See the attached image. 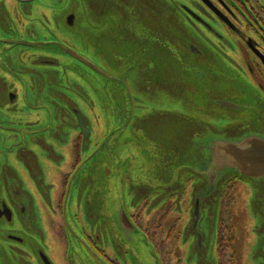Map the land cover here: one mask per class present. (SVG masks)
Segmentation results:
<instances>
[{"label":"flooded vegetation","instance_id":"1","mask_svg":"<svg viewBox=\"0 0 264 264\" xmlns=\"http://www.w3.org/2000/svg\"><path fill=\"white\" fill-rule=\"evenodd\" d=\"M165 1L177 6L179 21L208 46L215 63L264 99V0ZM90 5V0H0V245L21 264H69V255L74 264H95L79 239L69 235L67 221L108 264H133L129 254H118L105 241L106 236L111 240L113 230L108 225L121 220L120 212L115 217L114 209L83 208L93 198L91 188L89 183L81 187L84 175L74 180V174L106 139L109 113L115 118L112 123L119 125L122 109L133 117L154 110L181 111V105L166 97H154L152 86L145 97L138 94L137 87L131 89L132 106L121 103L105 82L106 58L103 53L97 56L88 45L89 39L96 38L105 44V35L97 28L96 35L89 24L80 25L83 19L87 21L86 14L100 11H91ZM92 6L96 8L95 3ZM65 27L82 31L84 39L71 37ZM119 133L120 145L137 140L130 128ZM149 166L148 172H153L151 161ZM239 183L247 187L240 210L250 225L249 243L242 247L243 262L235 248L238 237L228 211L237 201L225 202L230 193H236ZM191 188L192 180L179 198L175 195L158 201V196L152 195L138 201L128 193L127 180L124 182L128 230L135 227L145 236L161 264H212L204 257L206 229L199 236L187 231ZM106 189L112 201V186ZM249 189V184L238 179L225 186L213 249L216 264H225L217 240L218 226L226 221L232 240L226 264H264L262 245L260 252H252L260 238L251 228L257 221ZM155 219L158 234L150 232ZM171 235L178 243L177 252L176 248L161 251L155 241H168ZM55 238L62 248L60 261L53 256Z\"/></svg>","mask_w":264,"mask_h":264},{"label":"water","instance_id":"2","mask_svg":"<svg viewBox=\"0 0 264 264\" xmlns=\"http://www.w3.org/2000/svg\"><path fill=\"white\" fill-rule=\"evenodd\" d=\"M90 4L91 11L102 8L118 13L105 44L96 38L89 39L88 45L97 56L103 53L106 58L105 82L121 103L132 106L130 90L137 87L145 97L152 86L154 97L163 95L181 105V111L154 110L133 117L122 109L119 125L112 123L115 118L109 113L106 139L74 174V180L84 175L81 187L89 183L91 188L93 198L83 208L114 209L115 217L120 212L121 220L108 225L115 251L129 254L133 264H161L145 236L135 227L128 230L125 180L128 193L138 201L152 195L158 201L179 198L192 180L187 231L199 236L203 225L215 226L225 186L238 179L253 192L250 206L257 221L253 231L260 238V252L259 244L264 249V99L215 63L208 46L179 21L174 3L90 0ZM68 19L72 17L67 18L70 24ZM76 33L84 39L82 31ZM221 122L225 125H218ZM125 128L137 140L120 145L119 130ZM149 161L153 172H148ZM108 185L114 191L112 201L107 198ZM66 230L79 239L95 264H108L68 221ZM201 244L199 238V248ZM261 254L264 257L263 250ZM0 264L21 263L0 245ZM69 264H74L70 255Z\"/></svg>","mask_w":264,"mask_h":264},{"label":"rangeland","instance_id":"3","mask_svg":"<svg viewBox=\"0 0 264 264\" xmlns=\"http://www.w3.org/2000/svg\"><path fill=\"white\" fill-rule=\"evenodd\" d=\"M100 10L99 12H95L92 11L90 12V14H86L85 17L87 18V21L85 22V19H83L82 23H81V19L79 21V24L81 25V27H83L85 24H89L90 27H95L100 29L103 34L106 36H111L113 31H111V26L113 24H115L117 22L116 19V15H118V13L116 11H112V10H106V9H102V8H97L96 11ZM98 15V18H95V16ZM84 17V16H83ZM62 20V19H61ZM71 37L72 35H78L76 32H73L71 30H69L68 28L65 27L64 29ZM109 38V37H107ZM160 97H163V95H160ZM250 190V189H249ZM246 191H247V187H244L242 183H239V186L236 190V193H234V195L232 193H230V196L227 197L225 199V202L229 203L232 201V199L234 198L237 201V204L234 203L231 205V208L228 210L229 213L232 217V220L230 221L231 226H233V228H236V231H234V234L238 237L237 240L235 241L236 245V251L238 252V256H240V260L241 262H243V255H242V247H245V245H248L249 243V239H250V225L248 222V217L246 214L241 213L240 207L243 206L244 201L246 200ZM252 191V190H250ZM235 192V190H234ZM248 192V191H247ZM227 206V204H226ZM236 206V207H235ZM239 207V208H237ZM150 209H148V212ZM141 216H145L144 213L141 214ZM145 218V217H144ZM172 220V219H171ZM170 220V224L173 222H171ZM154 223V228L153 232H157V234L159 233V231L156 229V226L158 224V219L153 220ZM173 226V224H172ZM256 226V224H255ZM255 226H253V224H251V228H255ZM150 227V226H149ZM204 228L206 229L205 231V237H204V241H203V247H204V257L206 258V260L208 262H211L212 264H216V259L213 256V249L216 243V229H217V220L215 223V226H207V228L203 225L202 229L204 230ZM254 230V229H253ZM160 236V235H159ZM54 237V236H53ZM174 235L170 236V239L168 241L162 240V241H155L158 244V247L160 248L161 251L164 250H171L172 248H176V252H177V247H178V243L175 244L174 241ZM164 238V237H162ZM106 243H109L113 246V242L112 239L109 240V237L106 236L105 238ZM256 239H258V237H256ZM55 243L57 245V250H55L53 252V256L55 257V259L57 261H60L59 258H61V255H63L62 253V248L59 245V242L56 240L55 238ZM256 243L253 246L252 252L256 249ZM164 245V246H163ZM240 262V263H241ZM227 263V257L225 258V264Z\"/></svg>","mask_w":264,"mask_h":264},{"label":"trees","instance_id":"4","mask_svg":"<svg viewBox=\"0 0 264 264\" xmlns=\"http://www.w3.org/2000/svg\"><path fill=\"white\" fill-rule=\"evenodd\" d=\"M228 223L221 222L218 226V240H217V250L222 253V260L225 261L226 253L231 250L232 240L227 231ZM229 230V229H228ZM221 256V254H220ZM228 260V257H227ZM232 264V263H231Z\"/></svg>","mask_w":264,"mask_h":264}]
</instances>
